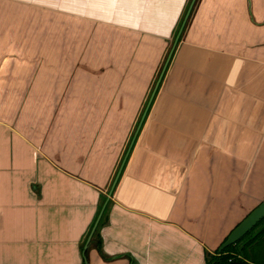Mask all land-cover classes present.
Listing matches in <instances>:
<instances>
[{
    "label": "crops",
    "instance_id": "crops-1",
    "mask_svg": "<svg viewBox=\"0 0 264 264\" xmlns=\"http://www.w3.org/2000/svg\"><path fill=\"white\" fill-rule=\"evenodd\" d=\"M188 1L0 0V264H206L264 200V0L198 5L110 195Z\"/></svg>",
    "mask_w": 264,
    "mask_h": 264
},
{
    "label": "rangeland",
    "instance_id": "rangeland-1",
    "mask_svg": "<svg viewBox=\"0 0 264 264\" xmlns=\"http://www.w3.org/2000/svg\"><path fill=\"white\" fill-rule=\"evenodd\" d=\"M192 1H193V0H189V1H188V4L186 5V7H185V9H184V12H183V15H182V17H181V20L179 21V24L177 25V28H176V31H175V34H174V38H173L171 41H168V46H167V49H166V51H165V53H164V55H163V58H162V60H161V63L158 65L157 70L155 71V73L152 74V78H151L150 84L148 85V88L145 89V91H146V92H145V96L142 97V103L140 104L139 109H138V112H140V114H139L138 119L135 121V122H136V123H135V127H134V130H133V132H132V135H131V137H130V139H129V143H128V145H127L126 152L124 153V155L127 154L128 149H129L131 143H132L133 141H134V144L137 142V140H138V138H139V135H140V133H141V130L144 131L145 128L148 127V125H147L148 119H146V120L144 121V123H143L141 129L139 130V127H140V124H141L142 118H143V116H144V113H145V111H146V109H147V106H148V104H149V102H150V100H151V97H152V95H153V93H154V91H155L156 85H157V83H158V81H159V79H160V77H161V75H162V73H163L164 67H165V65H166V61H167V59H168V57H169V54H170V52H171V50H172V47H173V44H174V42H175V40H176V37H177V35H178V33H179V30H180V28H181V26H182V23H183V21H184V19H185V16H186V14H187V12H188V9H189V7H190ZM201 2H202V0H198L197 3H196V5H195V8H194L193 13H192V15H191V18H190V20H189L188 23H187V26H186V28H185V30H184V32H183V35H182V37H181V40H180V42H179L178 45H177V49H176V51L174 52L173 57H172V59H171L169 65H168V67H167V69H166V71H165L164 77H163L162 82H161V84H160V87L158 88V91H157V93H156V95H155V97H154V99H153L152 105H151V107H150V109H149V111H148V113H147V116H149L150 113H153V112H161V111H164V108L167 107V105H168L169 93L166 91V87H168V85H169V81H170V79H171V72H172V70H173V68H174V66H175L173 63H174V61H175L176 54H177V52H178L180 46L182 45V42L184 41V39H185V37H186V35H187L186 32H187V29L189 28V25H190V23H191V20H192L194 14H195V10H196V8L198 7V5H199ZM82 27H84V26H82ZM126 81H128V82H133L132 79H131L130 77H127V78H126ZM147 116H146V117H147ZM147 118H148V117H147ZM224 131H225V130H224ZM137 133H138V134H137ZM225 134H226V136H225ZM229 138H230V136H229V134H227L226 132H225V133L223 134V136H222V140H223V144H222V145H223V147H222V152H221V153H223V156H224V154H225V159H231L232 157H234V155H231L228 151H226V147H225V145H226V143H227V139H229ZM214 155H215V153H214ZM242 155H243V154H242ZM125 156H126V155H125ZM124 159H125V157L123 156L122 159H121V162L119 163L120 165H119V167H118V169L116 170V173H115V175H114V179H113V181H112V183H111L110 191H111V189H112V186H113L114 180H115V178H116V176H117V174H118V172H119V169H120V167H121V165H122ZM238 159L241 160V153H240V151L238 152ZM239 165H240V164H239ZM241 167H242V166H241ZM239 170H240V174H239V176L242 174L241 178L239 179V185H241V183H242V181H243V179H244V175L246 174V171H244V170H245V167H242V168H240ZM241 170H242L243 172H242ZM247 174H248V173H247ZM259 203H260V202H256V203H255V208H256L257 205H259ZM226 239H227V238H226ZM226 239H225V240H226ZM225 240H224V241H225ZM224 241H223V242H224ZM223 242H222V243H223ZM222 243H221V245H222ZM219 247H220V246H219ZM219 247H217V248L215 249V251H216ZM215 251H212V252H209V253L214 254ZM206 254H207V253H206Z\"/></svg>",
    "mask_w": 264,
    "mask_h": 264
},
{
    "label": "water",
    "instance_id": "water-1",
    "mask_svg": "<svg viewBox=\"0 0 264 264\" xmlns=\"http://www.w3.org/2000/svg\"><path fill=\"white\" fill-rule=\"evenodd\" d=\"M196 1L197 0H193L192 3H191V5H190V7H189V9H188V12H187V14L185 16V19H184V21L182 23V26H181V28L179 30V33H178L177 37H176V40H175V42L173 44L172 50H171V52L169 54V57H168V59L166 61V65L164 67L163 73H162V75H161V77H160V79H159V81H158V83L156 85L155 91H154V93H153V95L151 97V100H150V102H149V104L147 106V109H146V111L144 113V116L142 118V121H141L139 130L141 129V127H142V125H143V123L145 121V118L147 116V113H148V111H149V109H150V107L152 105L153 99H154V97H155V95H156V93L158 91V88H159L161 82H162V79L164 77L165 71H166V69H167V67H168V65H169V63H170V61H171V59L173 57V54H174V52H175V50L177 48V45H178L179 40L181 38V35H182L183 31H184V28H185V26L187 24V21H188L190 15H191V12L193 10V7H194ZM133 145H134V141L131 143V145H130V147L128 149V152H127V154L125 156V159H124V161H123V163H122V165H121V167L119 169V172H118V174H117V176H116V178L114 180L112 189L110 191V195H112L113 194V191L115 190V187H116V185H117V183L119 181V178H120L121 173H122V171L124 169V166L126 164V161L128 160V157L130 155V152H131V150L133 148ZM105 206H104V208H103V210L101 212V215L99 216V218L97 220V223L95 224L94 230H93V232H92V234H91V236H90V238L88 240V243H87V245L85 247V250L88 249V246L90 244V240H91L92 235H93L95 229L97 228L98 223H99V221H100V219L102 217V214L104 212ZM263 219H264V200L253 211H251V213H249V215H247L245 217V219H243V221H241L237 225V227H235V229L229 234V236L227 237V239L222 243V245H220V247L218 248V252L219 253H222L229 246L236 244L244 236H246L250 231H252ZM85 264H88V263L86 262Z\"/></svg>",
    "mask_w": 264,
    "mask_h": 264
},
{
    "label": "trees",
    "instance_id": "trees-1",
    "mask_svg": "<svg viewBox=\"0 0 264 264\" xmlns=\"http://www.w3.org/2000/svg\"><path fill=\"white\" fill-rule=\"evenodd\" d=\"M206 264H264V219L240 241L222 253H219L218 249L214 254L207 252Z\"/></svg>",
    "mask_w": 264,
    "mask_h": 264
}]
</instances>
